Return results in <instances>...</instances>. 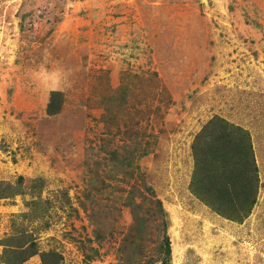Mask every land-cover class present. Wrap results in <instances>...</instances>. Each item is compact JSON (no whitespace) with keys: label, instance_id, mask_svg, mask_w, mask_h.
Returning <instances> with one entry per match:
<instances>
[{"label":"rangeland","instance_id":"374dc122","mask_svg":"<svg viewBox=\"0 0 264 264\" xmlns=\"http://www.w3.org/2000/svg\"><path fill=\"white\" fill-rule=\"evenodd\" d=\"M165 236L264 264V0H0V264H162Z\"/></svg>","mask_w":264,"mask_h":264},{"label":"trees","instance_id":"16d2710c","mask_svg":"<svg viewBox=\"0 0 264 264\" xmlns=\"http://www.w3.org/2000/svg\"><path fill=\"white\" fill-rule=\"evenodd\" d=\"M220 148H221V145H219L218 146V148L216 149V155H218L217 153L218 152H223V150H220ZM225 152V151H224ZM237 153H240L238 150H237ZM221 155V154H220ZM239 164V163H238ZM240 165V164H239ZM247 171L249 170V168L252 170V167H251V156L250 157H248V162H247ZM241 166V165H240ZM242 169H243V167H242ZM237 172L238 173H240V170H239V167H238V169H237ZM244 186H247V187H249V188H251L252 186H253V182L251 181L250 183H248V185H246V184H244ZM243 187V186H242ZM211 190V189H210ZM148 191H150L149 189H148ZM212 191V190H211ZM151 192V191H150ZM151 194H152V192H151ZM224 196H225V194H224ZM247 197V205H245V206H248V208H249V206H250V204L251 203H253V198H254V195L253 194H248V196H246ZM218 199V198H217ZM165 240H166V242H165V250H164V259L162 260V264H165V262H166V258L170 255V248H169V246H170V243H169V241H168V238H167V236H165Z\"/></svg>","mask_w":264,"mask_h":264}]
</instances>
